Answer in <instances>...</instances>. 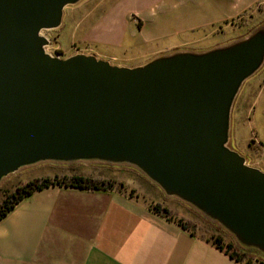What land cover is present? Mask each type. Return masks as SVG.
Listing matches in <instances>:
<instances>
[{
    "label": "water",
    "instance_id": "1",
    "mask_svg": "<svg viewBox=\"0 0 264 264\" xmlns=\"http://www.w3.org/2000/svg\"><path fill=\"white\" fill-rule=\"evenodd\" d=\"M82 0H0V183L43 162L140 170L264 255V171L229 147L242 85L264 65V28L138 67L46 52Z\"/></svg>",
    "mask_w": 264,
    "mask_h": 264
},
{
    "label": "crops",
    "instance_id": "2",
    "mask_svg": "<svg viewBox=\"0 0 264 264\" xmlns=\"http://www.w3.org/2000/svg\"><path fill=\"white\" fill-rule=\"evenodd\" d=\"M124 1V9L144 27L139 33L156 18L159 4L158 24L163 30L133 40L134 50L153 60L180 52L210 51L212 42L224 41L217 27L232 25V20L245 19L264 6V0ZM173 25L180 28L177 33L169 31ZM99 38L100 45L118 47L124 53L123 36L103 30ZM252 89V99L255 96L256 100L244 121L255 132L247 148L249 152L264 151V72L262 81L253 84ZM90 163L56 164L53 176L42 178L100 179L95 174L106 170L111 175L100 180L113 181L122 176L126 179L120 183L126 191L56 185L33 193L0 221V264H242L216 246L218 235L200 232L181 207L133 179L130 169H102ZM157 204L170 211L171 220L152 209ZM177 220L193 222L196 228L193 232L186 230Z\"/></svg>",
    "mask_w": 264,
    "mask_h": 264
},
{
    "label": "rangeland",
    "instance_id": "3",
    "mask_svg": "<svg viewBox=\"0 0 264 264\" xmlns=\"http://www.w3.org/2000/svg\"><path fill=\"white\" fill-rule=\"evenodd\" d=\"M124 2V0H82L76 5L68 6L64 10L61 26L56 30L43 32V35L51 42V45L46 48V52L49 55L61 59H66L78 54L94 55L98 59L106 60L112 65L120 67L133 68L147 64L153 59L136 52V50H134L135 44L133 40L137 41L141 38L144 39L151 33L163 30L161 24H158L160 23L159 4L156 6L155 10L156 18L150 22L145 32L139 33L140 29H144V27H142L143 25L140 24L137 17L131 15L127 8H125L126 10L124 9ZM122 15L123 17H121ZM229 22L227 24H229ZM231 23L232 25H222L221 27H217L218 34L219 36H222L224 41L218 43L212 42L210 45H214V47L212 46V49L210 50L233 44L248 37L254 31L264 28V6L251 11L245 19H235L232 20ZM179 29V27L173 25L170 26L169 31L177 33ZM103 30L113 32L118 37L123 36V46L124 48L126 47L124 53H122L118 47L100 45L99 35ZM263 72L264 65L255 75L242 85L234 101L231 112L229 147L244 157L248 165L264 171V151L255 149V151L252 150L249 152L247 143L249 138L254 136L255 129L250 126L248 121H244L249 114L252 101L254 102V100H256L255 96L254 99H252L254 95L252 89L253 84L262 81ZM93 163L102 169L106 167L130 169L131 175L129 176L140 181L143 186L152 189L157 195L161 193L164 200L168 199L181 207L185 215L192 218L194 224L198 225L200 232L205 233L206 235H218L221 239H225L226 242H231L236 248H239L240 244L235 237L221 225L212 221L203 213L180 199L168 197L155 183H152L137 168L130 165H112L101 162H91L90 165ZM56 164L62 163H39L37 165L22 168L16 173L4 178L0 183V204L7 196L13 194L17 188L26 185L29 181L37 180L44 176H53V167H55ZM38 165L44 166L38 168ZM105 171L96 173L95 175L100 179H107L111 174ZM125 177L128 176L126 175ZM125 179L126 178L122 176H117L113 181L118 184L120 183V180ZM124 190L126 191V189ZM136 191L137 190L131 192L134 194ZM139 191L142 192L140 188ZM171 205L172 204H170V206Z\"/></svg>",
    "mask_w": 264,
    "mask_h": 264
},
{
    "label": "trees",
    "instance_id": "4",
    "mask_svg": "<svg viewBox=\"0 0 264 264\" xmlns=\"http://www.w3.org/2000/svg\"><path fill=\"white\" fill-rule=\"evenodd\" d=\"M66 186L82 190H101V191H124V185L122 183H116L112 180H99L82 176L63 177L58 178H42L28 182L26 185L19 187L16 191L7 196L0 204V221L3 220L20 202L31 196L33 193L45 190L52 186ZM133 192V191H132ZM131 192V194H133ZM152 209L168 219H172L170 211L163 208L161 205H154ZM177 223L186 230L193 232L196 226L191 222H184L183 220H177ZM216 246L224 250L232 259L242 264H264V255L258 250L245 248L239 245L236 248L231 242L223 244L220 237H217L214 241ZM258 257H261L258 258Z\"/></svg>",
    "mask_w": 264,
    "mask_h": 264
},
{
    "label": "built area",
    "instance_id": "5",
    "mask_svg": "<svg viewBox=\"0 0 264 264\" xmlns=\"http://www.w3.org/2000/svg\"><path fill=\"white\" fill-rule=\"evenodd\" d=\"M41 35L44 36L43 33H42ZM44 37H46V36H44ZM46 38H47V37H46ZM47 39H48V38H47ZM48 40H49V39H48ZM51 56L54 57L53 55H51Z\"/></svg>",
    "mask_w": 264,
    "mask_h": 264
}]
</instances>
